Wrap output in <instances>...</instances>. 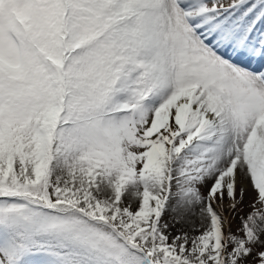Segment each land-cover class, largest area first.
Returning <instances> with one entry per match:
<instances>
[{"label": "snow or ice", "instance_id": "snow-or-ice-1", "mask_svg": "<svg viewBox=\"0 0 264 264\" xmlns=\"http://www.w3.org/2000/svg\"><path fill=\"white\" fill-rule=\"evenodd\" d=\"M0 264H264V0H0Z\"/></svg>", "mask_w": 264, "mask_h": 264}, {"label": "rangeland", "instance_id": "rangeland-1", "mask_svg": "<svg viewBox=\"0 0 264 264\" xmlns=\"http://www.w3.org/2000/svg\"><path fill=\"white\" fill-rule=\"evenodd\" d=\"M253 195H254V193L252 192V189L249 186L248 196L246 197L245 202H244V212L241 213V215H246L248 212L251 211V209L249 208L248 205L252 202ZM133 207L135 208L136 205L133 204ZM239 225H240V221H239V218H237L236 220L233 221V232L236 231V229L239 227ZM174 232H175V229H174Z\"/></svg>", "mask_w": 264, "mask_h": 264}]
</instances>
